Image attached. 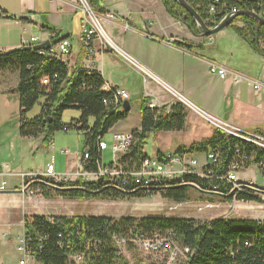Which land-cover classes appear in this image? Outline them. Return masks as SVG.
Segmentation results:
<instances>
[{"label": "trees", "instance_id": "1", "mask_svg": "<svg viewBox=\"0 0 264 264\" xmlns=\"http://www.w3.org/2000/svg\"><path fill=\"white\" fill-rule=\"evenodd\" d=\"M93 9L103 12L101 0H88ZM198 11L205 21L207 19V0H186ZM232 10H250L258 15L252 0H225ZM167 12L189 31L199 36L201 31L195 18L175 0H162ZM201 5V7H198ZM232 13V12H231ZM262 16V15H261ZM217 18L216 25L221 21ZM243 23V27L234 24ZM228 27L234 29L238 37L245 41L250 49L264 58V25L249 16L237 17ZM64 38L56 37L51 43H58ZM176 44L193 53L202 55L210 48L204 43L193 44L177 42ZM17 72L19 82L15 91L20 103V135L23 138L44 136L49 140L59 130H82L85 135V149L90 153V169L97 170L100 158L99 139L109 132L119 121L125 120L130 111L121 108L114 97V92L103 89L106 80L96 68L85 67L81 62L69 66L65 59L51 54L48 50H29L25 46L0 54V73ZM44 79L48 82L44 83ZM39 105L38 115L28 114ZM147 100L140 106L141 126L132 131L134 142L129 151L124 152L119 160L128 169H138L145 158L143 148L151 133L181 132L186 128L188 111L181 102H176L167 111L166 107L149 108ZM81 110V117L70 124L62 123L66 109ZM93 118L92 124L89 119ZM240 150V152H238ZM212 151L218 154V160L206 172L209 177L187 174L183 183H170L160 190L148 191L133 188L125 189L108 185L106 178L83 182L78 180L70 185L51 188L42 181H35L32 186L39 194L47 197L51 192H58L65 198L77 200L141 198L154 192H162L169 199L177 202L189 200L191 190L202 194L217 195L235 199L230 196L231 185L224 179L232 163L240 162L244 157L248 166L264 161V149L247 141L226 135L216 130L210 137L194 143L190 147L180 146L176 153L205 154ZM158 156L161 151L156 153ZM88 167V166H87ZM194 184L200 186L195 188ZM72 189H58L70 188ZM217 192V193H210ZM239 200H254L256 197L237 194ZM26 215L24 217L23 235L29 255L37 264H123L117 255L114 235L127 234L133 227L151 232L154 230H172L183 247L193 249V254L186 264H264V219L223 218L208 221L178 217H122L115 219L108 216H91L73 214L72 216ZM81 256L82 260L75 259Z\"/></svg>", "mask_w": 264, "mask_h": 264}, {"label": "crops", "instance_id": "2", "mask_svg": "<svg viewBox=\"0 0 264 264\" xmlns=\"http://www.w3.org/2000/svg\"><path fill=\"white\" fill-rule=\"evenodd\" d=\"M102 7L103 12H99L104 17L102 25L115 47L104 45L102 39L96 37L90 55L82 40L84 15L77 0H0V54L23 47L24 41L31 37L40 38L33 45L47 41L52 43L57 36L68 38L71 42V66L78 62L88 68L93 65L107 82L129 92L130 114L112 128L115 131L132 132L140 128V106L144 99L147 103L156 102L158 108L170 110L176 102L168 92L165 93L167 89L164 85L185 100L231 123L244 128L264 126V86L256 91L252 85L246 86L247 82L235 80L237 75L252 79L245 73L252 70L240 71L225 64L229 74L224 79L211 72L210 62H218L208 56V51L199 55L176 44L181 40L199 44L200 39H196L186 26L167 12L162 0H107ZM106 11L116 13L118 19L105 18ZM203 40L204 44L208 42L206 38ZM125 56L135 60L147 70L148 75L133 66ZM7 73H0V180H6L9 186L19 189L18 192L22 194L24 176L41 174L46 169L33 165L26 169L24 164L31 155L36 158L41 154L49 156L46 167L54 157L49 155L53 152L54 136L49 140L43 135L37 138L21 137L19 95L15 91L19 75L14 72V82L8 84L5 79ZM260 79L264 84V77ZM40 110L39 106L37 113L32 115L30 112L28 116L38 115ZM133 116V124L122 125ZM63 150L60 151L64 153ZM158 151L175 152L165 149ZM77 153L74 154L75 169L73 167L74 170L67 173L76 170ZM55 170L67 174L64 173L66 171H59L57 166Z\"/></svg>", "mask_w": 264, "mask_h": 264}, {"label": "built area", "instance_id": "3", "mask_svg": "<svg viewBox=\"0 0 264 264\" xmlns=\"http://www.w3.org/2000/svg\"><path fill=\"white\" fill-rule=\"evenodd\" d=\"M107 0H102L105 2ZM80 9L83 12L84 19L82 23V40L84 45L91 46L96 37L102 39L104 45L113 47L108 44L106 39V32L103 28L102 21L98 18V13L93 9L88 0H77ZM255 8H258L261 15L264 17V0H252ZM201 7V5H198ZM207 7L209 10L208 22L214 24L217 18L222 19L230 12H236V8L231 10L230 5L225 0H207ZM107 19L116 20L118 15L114 12L108 14ZM219 19V20H220ZM38 37H31L29 40L24 41V46H33V43L39 41ZM211 44L214 41V35L206 37ZM210 44V45H211ZM44 50H40L42 53ZM90 55L93 53V48L89 50ZM51 54L65 59V62L70 66L69 57L71 54V42L68 38L62 39L58 43L51 46ZM126 59L135 67L141 69L148 75L147 70H144L135 60L131 57L125 56ZM210 71L218 74L222 79L226 78L229 74L225 64H218L216 62H210ZM89 68H94L91 65ZM237 82H247L252 85L256 91L263 88L262 81L252 80L246 76L235 77ZM48 80L44 79V83ZM167 90L173 91L170 87L164 85ZM103 89L108 92H114V97L118 104H122L126 100L130 99V94L124 88L113 85L108 82L104 84ZM175 92V91H173ZM177 94V93H176ZM179 96L181 102L191 108L203 118L207 123L212 125L216 130L224 132L228 136L239 138L241 140L252 141L253 145L264 149V135L260 132L264 131V128H244L231 123L223 118L214 116L205 111L196 104L185 100L182 96ZM149 108H158L156 102L151 101L148 105ZM100 137L99 149L100 158L97 159V170L90 169L92 163L90 153L87 149L82 153H77V166L76 170L72 173L57 174L55 170L54 157L48 162L46 169L41 174L30 173L24 176V184L21 188L23 199H31L35 195H39V190L32 186L35 181L42 180L43 183L49 187H62L63 185H70L78 180L83 182L97 181L99 178H106L108 185L116 188L125 189L127 185L132 184L133 188H143L148 191L160 190L162 187L170 183H183L184 177L187 174H195L200 177H209L210 172H206L207 168L214 165L218 160V154L209 151L205 154H193V153H176L162 151L158 156L148 157L146 154V148H143V154H145L144 160L138 169H128L124 166L121 160H119V153L123 151H129L134 142V136L132 132L115 131L113 132V140L111 146V162H104V151L109 148L108 143ZM63 152L67 155L71 154L69 148L64 149ZM240 152V150H238ZM204 156V162L201 163L199 156ZM247 158L244 157L240 162L234 161L231 169L227 172L224 179L231 185L230 196L232 198H238L237 189L239 188H254L255 196H260L264 192V183L259 186L252 180H241L238 176L239 171L249 167ZM100 161L102 164H100ZM262 178L264 180V161L255 164ZM88 166V167H87ZM27 181V183H26ZM129 183V184H128ZM195 188L200 189V186L194 184ZM8 183L6 180H0V192H7ZM201 190V189H200ZM211 192V191H208ZM50 219H54V215H50ZM223 218H230L226 215ZM117 245V255L123 261V264H186L187 259L193 254V249L190 247H182L177 244L175 240V233L168 230H154L147 232L144 229L133 227L128 231L125 236H114ZM22 246L19 248L23 256L20 264H27L31 261L28 248L25 241H21ZM75 259L82 260L81 256H77Z\"/></svg>", "mask_w": 264, "mask_h": 264}, {"label": "rangeland", "instance_id": "4", "mask_svg": "<svg viewBox=\"0 0 264 264\" xmlns=\"http://www.w3.org/2000/svg\"><path fill=\"white\" fill-rule=\"evenodd\" d=\"M97 13L99 16V12ZM234 25L239 28L243 27V23L241 22H237ZM195 37L196 39H200V43L204 41V37ZM210 44L209 41L205 43V46H207L206 48H210L208 51V56L210 58L216 60L218 63L226 64L240 71L252 70L251 73H245L250 75L252 79L262 81L260 78L264 77V58L254 53L245 41L236 35L234 29L228 27L215 34L213 44ZM262 47L264 48V44H262ZM14 76V72L7 73L5 79L8 84H13ZM248 85L249 84H246V86ZM249 88L251 92V87ZM173 91L167 90L165 93L168 92L174 102H181L178 94ZM190 106L185 105L188 111V118L184 131L178 133L156 132L149 135L145 146L148 157H154L159 149L175 151L178 149L179 145H187L190 147L194 143L200 142L206 137L211 136L213 132L216 131L212 125L197 115ZM38 110L39 105L34 107L30 114L33 115L37 113ZM80 117L81 110L69 108L63 113L62 123L70 124L74 120L80 119ZM93 121V118L89 119L90 124H92ZM134 122L135 118L133 116L126 123H122V125L133 124ZM114 131V129L110 130L103 138L109 145V148L103 154V159L107 163L112 161L111 146ZM85 144V135L82 130H59L54 135V148L52 154L49 155H54L57 169L59 171H66L64 173H67L75 169L74 154L75 152H84ZM67 148L71 150V155H66L60 151ZM48 158L49 156L45 157L41 154L37 155L36 158L34 155H31L29 161L27 160L28 162L26 161L24 164V167L30 169L33 165L35 168L39 167L38 169L44 170L49 160ZM199 158L201 163H203L204 156L200 155ZM238 176L241 180L255 181L259 186H262L264 183L262 175L256 165H251L239 171ZM9 185L7 189L8 192H0V264H20L23 258L19 248L22 246L21 241L24 240V217L29 214L32 215L33 213L66 216L82 214L108 216L115 219L130 216L138 218L158 216L193 218L200 221H208L226 215L237 218L264 219V192L260 196H255L256 198L254 200L247 201L237 199V201H235L234 199L202 194L196 190H191L189 193V200L177 202L166 198L162 192H154L141 198L125 197L117 200L92 199L81 201L65 198L56 191H50L51 195L49 197L42 193L33 198V200H26L24 202L22 194L18 192L19 189ZM27 264L37 263L32 258Z\"/></svg>", "mask_w": 264, "mask_h": 264}, {"label": "water", "instance_id": "5", "mask_svg": "<svg viewBox=\"0 0 264 264\" xmlns=\"http://www.w3.org/2000/svg\"><path fill=\"white\" fill-rule=\"evenodd\" d=\"M175 1L178 2L181 6H183L195 18L197 24L199 25V27L201 29V33L199 35L201 37H209V36H212V35H215V34L221 32L222 30L227 28L235 20V18H237L241 15L249 16V17L253 18L254 20H256L257 22H259L260 24L264 25V18L263 17H260V16L254 14L250 11H240L237 14L225 16L218 23V25L215 28L211 29L204 23L203 19L198 14V12L186 0H175ZM51 45H52L51 42L47 41V42H44V43L39 44V45L26 46V49L35 50V51H37V50H48L51 47ZM123 108L127 112H129L131 110V103L129 100L124 101ZM72 188L73 187L58 188V189L66 190V189H72ZM210 193H216V192H210Z\"/></svg>", "mask_w": 264, "mask_h": 264}, {"label": "bare ground", "instance_id": "6", "mask_svg": "<svg viewBox=\"0 0 264 264\" xmlns=\"http://www.w3.org/2000/svg\"><path fill=\"white\" fill-rule=\"evenodd\" d=\"M102 1V0H101ZM103 5V4H102ZM234 8V7H233ZM232 8V9H233ZM237 9V8H236ZM196 10V9H195ZM197 11V10H196ZM240 11H250V10H240ZM240 11H237L236 10V12H230V13H228L227 15H233V14H237L238 12H240ZM198 12V11H197ZM250 12H252V11H250ZM109 13H111V11H106V13H105V18H107V16H108V14ZM252 13H254V12H252ZM199 14V13H198ZM254 14H256V13H254ZM200 15V14H199ZM226 15V16H227ZM256 15H258V14H256ZM98 16V15H97ZM208 16H209V10H207V19L204 21V23L209 27V28H215L217 25H216V21H217V19H216V21H215V23L214 24H211V23H209L208 22ZM241 16H243V15H241ZM246 16V15H245ZM258 16H260V17H263V16H261V15H258ZM101 19H100V18ZM98 18L100 19V21H103V19H104V17H103V15H100L99 14V16H98ZM202 18V17H201ZM224 18V17H223ZM222 18V19H223ZM264 18V17H263ZM203 19V18H202ZM221 19V20H222ZM236 19V18H235ZM197 23V22H196ZM198 25V24H197ZM198 27H199V25H198ZM228 28V27H227ZM199 29H200V27H199ZM200 31H201V29H200ZM106 34V39H107V41H108V44L109 45H111V46H113V48H114V46H115V44L112 42V40H111V38L107 35V33H105ZM204 38H206V37H204ZM180 42H183V43H187L185 40H181ZM93 45V44H92ZM92 45L91 46H86L87 47V49L88 50H90V49H92ZM117 49V48H116ZM106 84H108V82L106 81ZM189 105H191L190 103H188ZM264 130V129H263ZM261 131H262V129H261ZM260 134L261 135H264V131H262V132H260ZM244 141H247V142H249V143H251V144H253L252 143V141H249V140H244ZM255 145V144H254ZM124 152H126V151H123V152H120L119 153V158L121 157V155L124 153ZM100 164H102V162L100 161ZM232 166V165H231ZM231 166H230V168H229V170L231 169ZM228 170V171H229ZM227 171V172H228ZM40 181H42V180H40ZM43 182V181H42ZM217 193V192H216ZM239 193H247V194H251V195H253V196H255V189L254 188H239V189H237V194H239ZM235 201H237V199L235 198L234 199ZM117 235H119V236H125L126 234H117ZM115 236V235H114ZM175 240H176V242H177V244L178 245H180V246H182L179 242H178V240L176 239V235H175ZM114 242H115V239H114ZM115 244H116V242H115ZM117 246V245H116ZM183 247V246H182ZM32 258V257H31Z\"/></svg>", "mask_w": 264, "mask_h": 264}]
</instances>
